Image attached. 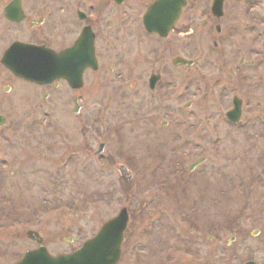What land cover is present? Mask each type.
<instances>
[{
    "label": "rangeland",
    "instance_id": "1",
    "mask_svg": "<svg viewBox=\"0 0 264 264\" xmlns=\"http://www.w3.org/2000/svg\"><path fill=\"white\" fill-rule=\"evenodd\" d=\"M120 38L130 45L132 38ZM114 45L98 42L104 55ZM246 57L249 64L255 56ZM111 63L105 57L104 68L89 71L80 90L62 83L44 102L37 90L24 88V96L17 93L0 108L8 117L0 135L8 136L7 145H0V161L5 162L0 163V264H12L38 246L27 237L29 229L44 235L50 253H70L124 206L131 219L118 264L261 259L260 237L249 234L235 243L230 238L238 227L259 226L264 182L248 183L263 171L264 138L256 121L246 127L245 122L218 121L216 129L208 123L230 107L208 98L216 93L209 59L207 68L199 69L205 79L183 97L170 87L154 96L142 80L137 100L125 84L129 78L119 84L108 71ZM77 92L84 94L79 111ZM27 97L30 102L22 99ZM103 141L107 148L97 155ZM156 153H162L164 163L154 171L147 167ZM203 156L207 164L199 174L187 173L179 182L180 167ZM171 185L178 198L170 195Z\"/></svg>",
    "mask_w": 264,
    "mask_h": 264
},
{
    "label": "flooded vegetation",
    "instance_id": "2",
    "mask_svg": "<svg viewBox=\"0 0 264 264\" xmlns=\"http://www.w3.org/2000/svg\"><path fill=\"white\" fill-rule=\"evenodd\" d=\"M26 30L32 31L33 36H28ZM121 34L129 40L132 38L130 45L121 44ZM100 41H107L109 45L115 42V45L104 55L98 46ZM15 42L31 44L36 49L9 51ZM261 44H264V0H0V108L17 93L22 95L24 88L37 90L44 102L52 98L62 83L72 90H80L85 87L89 71L104 68L105 57L112 58L107 69L119 84L129 78L125 84L133 91V99L139 96L142 80L144 88L154 96L162 95L170 87L178 90V97H183L196 82L205 79L204 73L199 77V69L207 68L208 58L216 90L208 98L222 106L230 105L214 120L208 119V123H215L216 129L218 121L238 125L245 122L244 127L256 121L264 138V49H260ZM63 52L68 53L66 63L71 71L82 70L75 77L77 83L81 81L80 87L62 78L46 82L33 80L16 74L5 63L8 53ZM89 53L95 54L96 66L89 65ZM246 55L255 56L249 64ZM252 92L257 95L253 98L257 110L250 96ZM82 98L84 94L77 92L74 98L77 109L84 105ZM22 99L31 101L29 97ZM236 103L241 114L230 115ZM187 105L191 106L192 102ZM0 117L2 135L6 132L3 128L8 117L2 111ZM237 117L239 120L235 122ZM136 118L131 119L132 123ZM7 143L8 136L0 137L1 146ZM103 143L106 150L107 142ZM156 154L153 155L155 162L151 161L147 167L154 171L164 163L162 153ZM205 164L196 165L194 161L186 169L180 167V173H176L178 181L184 182L187 173L188 177L199 174V167ZM261 172L248 185L263 183ZM3 173L4 166L0 168V176ZM169 190L177 198L176 188L171 185ZM258 222L259 226L252 230L236 228L237 235L230 238L235 243L238 238L247 239L249 234L260 237L261 259L251 256L239 264L248 261L264 264V208Z\"/></svg>",
    "mask_w": 264,
    "mask_h": 264
},
{
    "label": "water",
    "instance_id": "3",
    "mask_svg": "<svg viewBox=\"0 0 264 264\" xmlns=\"http://www.w3.org/2000/svg\"><path fill=\"white\" fill-rule=\"evenodd\" d=\"M25 57L26 60L22 66L25 68L29 65L27 72L31 75L41 76L43 73H49V60H53L54 58L60 60L62 58L63 65L59 64L60 68H56V72L60 75L68 76L65 66L66 53L58 55L53 53L51 55L25 53ZM91 57L92 53H90ZM11 65L15 69L19 68L17 63H12ZM127 221V209L124 208L117 217L108 221L95 237L86 241L78 251L72 254L53 256L48 252L46 247L41 245L37 249L28 251L24 258L15 264H115L120 256V243ZM28 235L39 243L43 241V237L38 231L29 230Z\"/></svg>",
    "mask_w": 264,
    "mask_h": 264
}]
</instances>
